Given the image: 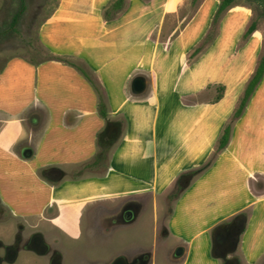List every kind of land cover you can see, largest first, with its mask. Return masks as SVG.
Returning <instances> with one entry per match:
<instances>
[{
  "label": "crops",
  "instance_id": "0c3cea01",
  "mask_svg": "<svg viewBox=\"0 0 264 264\" xmlns=\"http://www.w3.org/2000/svg\"><path fill=\"white\" fill-rule=\"evenodd\" d=\"M109 1L58 0L37 31L49 53L87 65L105 92L108 119L124 120L98 173L82 170L72 177L95 153V135L104 125L88 82L57 60L34 65L12 57L0 71V112L8 115L0 125V204L8 216L0 220V237L7 238L16 226L37 231L52 246L56 264H220L211 251V230L245 210L225 259L264 264V96L248 112L264 73L232 123L227 145L159 220L161 198L179 173L200 165L214 150L255 67L259 46L242 76L248 39L256 29L241 39L250 13L244 7V22L232 32L242 12H233L229 20L227 8L213 38L188 62L219 0H198L191 7L188 0H178L172 9H165L166 0H125L113 19L104 20L102 6ZM230 53L232 59L226 60ZM207 54V67L193 74ZM177 56L180 61H173ZM165 64L177 65L171 70ZM135 73L147 75V93L130 97L125 87ZM237 77L231 98L222 104ZM207 85H223L218 99L182 102ZM112 101H124L125 107L114 110ZM231 145L234 151L225 157ZM39 168L46 169L43 177ZM66 168L73 169L67 173ZM209 177L211 186L200 192ZM194 192L184 210L188 221L173 219L177 206L182 203L184 209Z\"/></svg>",
  "mask_w": 264,
  "mask_h": 264
},
{
  "label": "rangeland",
  "instance_id": "374dc122",
  "mask_svg": "<svg viewBox=\"0 0 264 264\" xmlns=\"http://www.w3.org/2000/svg\"><path fill=\"white\" fill-rule=\"evenodd\" d=\"M177 1L178 0H166L164 3L165 9H172ZM195 1H198V0H194V1L188 0L189 7H191ZM213 1L214 0H207V4H210ZM57 2L58 0H0V66L1 65L4 66L5 62L9 58H12V57H20L23 60L25 58L26 59L32 58L33 60H39L48 55L45 49L41 48L42 44L39 42V39L37 37V31H38V27L40 23L43 21V19H45V17H47V15H49V13H51L53 8L57 5ZM234 3L242 5L243 7H240L238 5H232L230 7V10L227 13L226 18L230 20L229 17L231 16L233 12H238V11L242 12L241 15L239 14L238 18H235L234 24L232 26L230 25L232 32H236L237 30L241 28L244 22V19H245L244 13L246 12V9H247V14L250 13V17H249V20L247 21V24L254 17L258 18L256 29L250 34V37L248 39V45H247L248 60H247V65L244 71L242 72V76H244L246 72L248 73L249 71L251 62L254 58V54L258 46H259L258 54H261L264 51V3L261 2L260 0H253V1L235 0ZM20 6H22L21 10H20ZM244 7H246V9ZM16 12H18L16 21L13 24H11L12 16ZM257 15H259V17ZM216 29H217V26L215 29H212L210 31V34L208 37L210 40L213 38V35H215L214 33ZM222 29H224V25H222ZM207 57H210L209 54L202 56L199 59L198 64H196V66L193 69H191L193 74H196L198 73L197 71H199L200 69H205L207 67V64H206ZM192 59H188L187 61L190 62ZM225 59L231 60L232 53L227 54ZM173 61L179 62L180 58L178 56L177 58L174 57ZM77 65L81 66L82 64H77ZM165 65L168 69L172 70L177 64H165ZM221 65L222 67L226 69H229V66H230L229 64H221ZM136 78H138L142 82V89L140 91H135L132 88V80ZM147 78H148L147 75H144V74L135 73L131 75L128 79V83L130 82V84L126 83L125 94L129 95L130 97L139 96L141 94L145 95L147 93V88H146ZM239 81H240V77H237L236 81H233L232 83L228 84L222 104L227 103L228 100L231 98L233 94V90ZM143 89L145 91V92L143 91L144 93L142 92ZM219 93H221V91L219 90L217 85H207L206 88H204L203 90L183 96L182 102L185 104H190V103H193L195 101H200V100L210 101V100H214L219 95ZM263 96H264V77L251 97L250 105L248 107V112L252 111V108L255 109L257 104L262 103ZM119 106L125 107V102L122 101L120 102V105H119L116 102L112 101V107L114 110L119 109L120 108ZM106 108L108 112V106ZM248 114L245 113L242 121L247 122ZM4 119H8V115H6L3 112H0V125ZM119 120L122 121V123L119 128V132L116 133L113 139L114 141L113 146L119 139V136L123 130L124 120L123 119H119ZM110 147L108 151H106L105 153L106 160L101 161L96 167L84 168L83 170L84 173H89V174L95 173L96 174V172L98 173L101 169H103V167H105V164L107 163L108 156L112 149V147L111 149ZM213 151L206 158L207 160L212 159L213 155H214V158L216 157L218 152L213 153ZM232 151H234V148L231 145L225 157H227V155L230 154ZM72 169L73 168L71 169L66 168L67 173L72 171ZM193 179L194 178H192L191 181ZM202 182H204V185L202 186L203 188H201L200 192L207 191V189H209V186H211L210 177L208 179V182L206 179ZM257 182L259 184V181ZM160 186H162V183L159 184V187ZM174 191L176 192L177 196L181 193V190L179 191L175 188L173 189V186H172L169 188L168 194L166 193L165 196L162 197L160 200V210H159V220L160 221H163L164 218L167 215H169L168 212L170 211L171 204L173 200L175 199L173 195L169 196L170 194L169 192H174ZM195 195H196V192H194L189 199H185V202H187V204L184 209H183L182 203L177 206V211L173 219L178 220L180 222L188 221L190 217L185 215L184 210L188 208L187 207L188 204H191V202H193V198ZM235 198H236L235 200L238 203L240 198L239 197H235ZM240 202H242V200ZM231 204L232 203H230V207H231ZM194 208L197 210L196 206H194ZM242 212H244V214L247 213L245 210ZM7 217L8 216H7L6 210L2 207V205H0V220L4 221L7 219ZM231 219L232 217L226 221L218 222V224L215 225V227L211 230V236L213 235V232L221 226L222 223L228 222ZM244 220H245L244 216L238 217L235 221L236 222L235 225L242 226L244 223ZM212 249H213V253H217V247L215 245H213ZM230 260L231 262H233V264L238 263V260L235 257H232ZM220 264H229V263H226V262L222 263V261L220 260Z\"/></svg>",
  "mask_w": 264,
  "mask_h": 264
},
{
  "label": "trees",
  "instance_id": "16d2710c",
  "mask_svg": "<svg viewBox=\"0 0 264 264\" xmlns=\"http://www.w3.org/2000/svg\"><path fill=\"white\" fill-rule=\"evenodd\" d=\"M194 1V0H191ZM247 1H253V0H247ZM261 2L264 3V0H260ZM235 0H219L218 4L212 14L211 20H210V25L208 27V30L204 34L203 38L197 44L194 46L191 51L187 55V59H192L194 56H196L202 49H204V46L210 41L209 34L212 29H215L217 26V23L224 13V11L232 6L234 4ZM125 5V0H110L108 3L102 6V12L101 16L104 20H111L113 19L117 13H119ZM20 6V10H21ZM18 16V12H16L11 19V24H13L16 21V18ZM259 17V15H257ZM257 17H254L249 21V23L246 25L244 31L241 34V39L244 40L247 38V36L255 29L256 24H257ZM41 48H44L45 51L48 53V55L44 58H41L39 60H33L31 59H24L25 61L32 63V64H37L39 62H42L44 60H57L63 63H66L67 65H70L73 67L91 86L95 96H96V113L99 117H101L104 120V125L103 128L98 131L95 135V145H96V151L91 157V159L88 162H85L78 166L74 173L72 174L73 178L78 177L81 175V171L84 170V168H91V167H96L101 161L106 160L105 153L108 151L109 147L113 146V139L116 135L117 132H119V128L121 126L122 121L119 119H114L110 120L108 119V112H107V100L105 96V92L103 90L102 85L98 81V79L95 77L94 73L87 67L86 64H83L82 62H75L71 58L67 57H61L57 55H53L47 51V49L41 45ZM77 64H82L81 66ZM3 65L0 66V71L2 70ZM264 73V51L259 54L257 58V62L255 64V67L250 74L249 78L247 79L240 96L238 97L237 103L232 110L230 116L224 123L221 133L217 138V142L214 148L213 153H217L220 150H222L228 142L229 134H230V129H231V124L241 115L250 95L252 94L253 90L255 89L256 85L260 81L262 75ZM219 90H223V85L218 86ZM220 97L219 95L216 97L218 99ZM110 147V149H111ZM214 159V155L212 159H206L203 163L200 165L193 167L191 169H188L184 172L179 173L174 182V187L173 189L177 190H183L185 189L192 178L197 177L200 175L202 172H204L211 164V162ZM106 165V164H105ZM46 169H38L37 172L38 174L43 177L44 172ZM173 195L175 198L177 197L176 192H170L169 196ZM1 205V204H0ZM246 215L244 212H239L235 214L232 218V220H235L236 218Z\"/></svg>",
  "mask_w": 264,
  "mask_h": 264
},
{
  "label": "flooded vegetation",
  "instance_id": "af4514ba",
  "mask_svg": "<svg viewBox=\"0 0 264 264\" xmlns=\"http://www.w3.org/2000/svg\"><path fill=\"white\" fill-rule=\"evenodd\" d=\"M232 219L230 220L231 222L222 223L211 236V251L213 253L212 248L215 245L217 253L213 254L217 255L222 263L233 264L229 259H225V251L235 246L238 234L243 227L235 225L237 218L235 220ZM28 253L29 257H31L29 260L32 261L35 258L36 261L34 263L33 261L31 263L28 262ZM47 253H49L47 260L43 262V256ZM52 253L54 254L52 246L43 242L39 232L26 229L24 226L13 228L5 239L0 237V264H56Z\"/></svg>",
  "mask_w": 264,
  "mask_h": 264
},
{
  "label": "water",
  "instance_id": "95a60500",
  "mask_svg": "<svg viewBox=\"0 0 264 264\" xmlns=\"http://www.w3.org/2000/svg\"><path fill=\"white\" fill-rule=\"evenodd\" d=\"M132 88L135 90V91H140L142 89V82L136 78L134 80H132ZM26 151V150H25ZM181 250H177V252L179 253Z\"/></svg>",
  "mask_w": 264,
  "mask_h": 264
}]
</instances>
